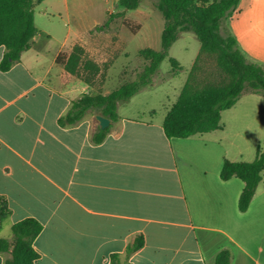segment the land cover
Returning <instances> with one entry per match:
<instances>
[{
	"label": "crops",
	"instance_id": "obj_1",
	"mask_svg": "<svg viewBox=\"0 0 264 264\" xmlns=\"http://www.w3.org/2000/svg\"><path fill=\"white\" fill-rule=\"evenodd\" d=\"M224 27L247 60L264 68V0H240ZM76 45L46 60L38 31L21 61L0 71V200L9 211H0V240L34 219L43 227L37 264H110L114 255L127 264H214L224 249L231 264H264V173L245 213L238 209L244 183L220 178L225 160L252 162L264 144V98L243 93L222 113L220 130L187 139L165 136L175 103L157 118L147 106L148 119L119 106V120L95 144L98 114L59 124L72 102L107 95L57 64ZM81 46L91 56L109 48ZM5 53L0 47V62ZM137 237L144 247L126 259ZM7 257L0 254V264Z\"/></svg>",
	"mask_w": 264,
	"mask_h": 264
},
{
	"label": "trees",
	"instance_id": "obj_2",
	"mask_svg": "<svg viewBox=\"0 0 264 264\" xmlns=\"http://www.w3.org/2000/svg\"><path fill=\"white\" fill-rule=\"evenodd\" d=\"M36 0H0V47L6 53L0 62V71L9 72L21 61L38 33L35 24ZM143 0H120V6L127 11L137 10ZM240 0H157L155 8L161 13L165 25L161 35V50L145 49L139 56L148 62L136 80L125 82L111 93L101 92L85 95L72 102L68 113L60 118L62 127L75 126L90 114H98L115 123L119 120L118 107L129 102L142 89L152 84L154 75L169 56V50L182 33H193L200 43V52L189 71L177 102L169 110L163 129L168 139H187L208 134L222 128V113L233 108L245 92L264 98V68L247 60L240 50L236 39L224 27L225 22L236 10ZM123 13L118 14L122 17ZM110 16L96 31H107L111 23ZM123 25L137 34L140 26L127 21ZM202 56L216 57L221 83H215L200 77L199 62ZM64 71L85 84L95 87L103 75L107 77L111 65L96 63L86 59L85 49L76 45L70 53H60L56 59ZM172 76L180 75L182 65L176 59H170ZM110 127L97 129L92 140L102 143ZM264 173V149L259 147L252 162H231L225 160L220 178L227 182L238 178L244 188L238 201L241 213L248 211ZM0 211L9 213L6 202L0 200ZM42 225L34 219H26L12 227L10 239L0 240V254H8L4 264H37L39 255L34 242L42 232ZM143 237H137L126 250V259L144 247ZM229 250H221L214 264H231ZM110 264H127L121 257L114 255Z\"/></svg>",
	"mask_w": 264,
	"mask_h": 264
},
{
	"label": "rangeland",
	"instance_id": "obj_3",
	"mask_svg": "<svg viewBox=\"0 0 264 264\" xmlns=\"http://www.w3.org/2000/svg\"><path fill=\"white\" fill-rule=\"evenodd\" d=\"M119 1L36 0L34 5L35 24L45 45L46 60L51 59L64 45L76 42L80 46L83 43L88 47L93 43H101L109 47L98 56H91L93 51L89 47L86 55L89 60H103V67L111 65L108 77L103 75L96 85L98 89L104 88L105 94L111 93L125 82L137 79L148 64L139 53L145 49L161 50V35L165 25L161 13L155 8L157 0H143L141 6L134 11L123 9ZM120 13H123L122 17H118ZM110 16L109 29L96 31L95 28L103 25ZM123 21L133 26L139 25L141 29L137 34H132L123 25ZM92 28L94 29L91 30ZM199 52L200 43L196 36L193 33H182L169 50L168 58L154 75L153 85L135 95L129 103L120 104L121 114L127 109L128 115L148 119L153 116L144 111L147 106L157 108L153 118L164 114L176 103ZM171 58L179 61L183 67L180 75L175 77L171 74ZM199 66L202 79L215 83L223 81V76L217 69L216 57L202 56ZM77 84L83 86L79 82ZM261 147L264 149V144Z\"/></svg>",
	"mask_w": 264,
	"mask_h": 264
},
{
	"label": "water",
	"instance_id": "obj_4",
	"mask_svg": "<svg viewBox=\"0 0 264 264\" xmlns=\"http://www.w3.org/2000/svg\"><path fill=\"white\" fill-rule=\"evenodd\" d=\"M95 119L98 122V124L102 130L109 128V126L111 125V121L108 118H105L101 115H97L95 117Z\"/></svg>",
	"mask_w": 264,
	"mask_h": 264
}]
</instances>
